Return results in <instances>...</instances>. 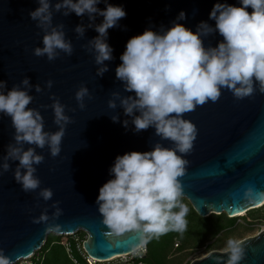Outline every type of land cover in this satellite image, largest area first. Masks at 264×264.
I'll return each mask as SVG.
<instances>
[{"label":"water","instance_id":"obj_1","mask_svg":"<svg viewBox=\"0 0 264 264\" xmlns=\"http://www.w3.org/2000/svg\"><path fill=\"white\" fill-rule=\"evenodd\" d=\"M47 3L51 17L41 21L31 16L41 6L40 0H0V93L14 87L26 91L32 97L27 108L40 114L43 131L54 134L63 127L64 133L60 150L53 155L48 143L40 147L17 141L11 117L0 112V251L16 264L41 250L49 234L82 231L87 234L85 253L107 261L146 243L140 230L114 234L99 212L98 189L112 178L116 156L151 151L156 144L176 148L152 126L136 130L133 119L139 112L124 111L121 101L135 95L116 77L126 42L146 29L166 30L173 22L193 32L201 22L214 28L215 21L209 18L213 5L239 6V0H101L99 9L110 3L123 6L127 13L108 29L105 39L113 49L112 59L103 63H97L94 47L96 27L103 17L57 9L63 0ZM181 11L185 18L178 20ZM78 26L82 32L76 30ZM53 30L63 33L71 51L56 48L52 59L47 53L36 55L35 50L44 47L43 37ZM201 39L205 48H211L223 38L213 31ZM253 88L250 95L238 98L228 87H221L215 101L209 99L181 116L195 126L196 136L188 152L177 151L186 161L177 178L180 198L202 218L221 214L234 218L264 204V92L258 81ZM81 89L86 93L77 99ZM110 101L115 107H110ZM57 103L67 121L56 122ZM30 148L43 159L32 164L39 185L25 190L16 172L23 176L27 169L10 151L20 149L22 154ZM44 190L52 193L49 198L42 195ZM236 244L244 253L239 264H264V230ZM229 255V250H213L190 264H228Z\"/></svg>","mask_w":264,"mask_h":264},{"label":"clouds","instance_id":"obj_2","mask_svg":"<svg viewBox=\"0 0 264 264\" xmlns=\"http://www.w3.org/2000/svg\"><path fill=\"white\" fill-rule=\"evenodd\" d=\"M100 2L63 0V4L56 5L57 9L67 7L78 16L87 12L103 17V22L96 27L99 35L94 40L97 63L112 59L113 49L105 37L108 29L127 14L123 6L110 3L99 9ZM40 4L31 16L49 21L47 0H40ZM184 18L185 13L181 11L177 19ZM209 18L215 21L214 28L201 22L193 32L173 22L166 30L146 29L126 42L116 77L124 82L126 91L135 95L121 101L124 111L127 115H132L134 110L139 112L133 119L136 130L152 126L162 138L175 142L176 148L156 144L151 151H129L116 156L110 168L112 178L99 187L97 196L103 222L114 234L127 230H140L141 234L184 230L188 207L180 202L181 187L177 178L183 174L186 161L177 151L186 153L191 149L196 128L181 118L182 114L209 99L215 101L221 87L226 86L236 97L243 98L254 91V81H258L264 92V0H239V6L215 3ZM76 30L83 31L79 26ZM213 31L223 39L217 46L205 48L201 37ZM43 44L42 49L35 50L36 55L47 53L49 59L53 58L56 48L71 51L63 33L56 30L43 37ZM105 70L106 67L100 69L101 72ZM85 93L86 89H81L77 99ZM31 100L26 91L14 87L7 94L0 93V112L11 117L17 141L40 147L48 143L52 154L56 155L63 127L54 134L44 132L40 114L27 108ZM109 103L110 107H115L113 102ZM55 114L57 123L67 121L58 103ZM10 155L18 158L20 165L27 169L23 176L17 170L16 179L22 181L25 190L35 189L39 180L33 176L32 164L40 163L43 158L31 148L22 154L20 149H11ZM51 194L49 190L42 193L45 198ZM177 208L178 211H173ZM228 250V264H239L244 256L242 248L229 240ZM0 264H12L2 251Z\"/></svg>","mask_w":264,"mask_h":264},{"label":"rangeland","instance_id":"obj_3","mask_svg":"<svg viewBox=\"0 0 264 264\" xmlns=\"http://www.w3.org/2000/svg\"><path fill=\"white\" fill-rule=\"evenodd\" d=\"M180 202L188 207L186 227L162 234L145 233L147 252L143 264H190L210 251L228 250L229 240L237 243L264 230V205L234 218L225 214L202 218L185 198ZM64 239L49 234L35 264H72L60 245Z\"/></svg>","mask_w":264,"mask_h":264},{"label":"built area","instance_id":"obj_4","mask_svg":"<svg viewBox=\"0 0 264 264\" xmlns=\"http://www.w3.org/2000/svg\"><path fill=\"white\" fill-rule=\"evenodd\" d=\"M65 239L60 243L63 248L67 259L72 264H143L145 259L147 248L144 243L139 249L131 254L115 257L107 261H98L88 256L83 249V242L87 239L85 232H77L69 236H61ZM42 249L37 251L34 256L22 260L16 264H35V261L39 259Z\"/></svg>","mask_w":264,"mask_h":264},{"label":"bare ground","instance_id":"obj_5","mask_svg":"<svg viewBox=\"0 0 264 264\" xmlns=\"http://www.w3.org/2000/svg\"><path fill=\"white\" fill-rule=\"evenodd\" d=\"M263 205H264V204H262L261 207H262ZM242 214H245V213H242ZM242 214H240V215H242ZM240 215H239V216H240Z\"/></svg>","mask_w":264,"mask_h":264}]
</instances>
